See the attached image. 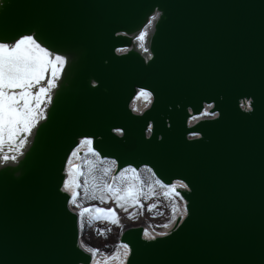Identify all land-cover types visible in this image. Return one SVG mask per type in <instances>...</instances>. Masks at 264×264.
Masks as SVG:
<instances>
[{
    "label": "water",
    "instance_id": "water-1",
    "mask_svg": "<svg viewBox=\"0 0 264 264\" xmlns=\"http://www.w3.org/2000/svg\"><path fill=\"white\" fill-rule=\"evenodd\" d=\"M27 35L65 64L22 150L0 151V264H92L64 188L85 139L116 173L187 184L166 235L122 228L125 264H264V0H0V42Z\"/></svg>",
    "mask_w": 264,
    "mask_h": 264
},
{
    "label": "snow or ice",
    "instance_id": "snow-or-ice-1",
    "mask_svg": "<svg viewBox=\"0 0 264 264\" xmlns=\"http://www.w3.org/2000/svg\"><path fill=\"white\" fill-rule=\"evenodd\" d=\"M152 19H155L153 17ZM147 35V29L142 31L136 39L139 41H144ZM140 47L147 51L143 43ZM119 51H126V49H121ZM65 64V57L62 55H54L50 53L46 47H41L40 43L31 35L24 36L23 38H18L12 43L0 42V145H2L5 140L10 143L18 140L20 143L24 142L26 136L23 135L29 131V127L32 120L38 115L36 108H38L41 103H46V101L40 99L45 96L48 91L54 87L53 81L59 79L57 77V68H63ZM49 74L46 79L45 74ZM46 80V82H45ZM35 90V91H33ZM151 93L145 90H141L136 96V100L143 98L145 101L150 102ZM36 105V108L33 107ZM247 107L250 110L252 108L251 101L247 102ZM133 110H138L133 104ZM216 115L217 113H209L204 111L202 115ZM192 119H198V117H192ZM149 130H151L149 128ZM116 131H120L117 129ZM92 144V140L87 141ZM77 152H73L76 155ZM94 155H99V153H93ZM8 159V157H5ZM11 159L15 160L16 157L12 156ZM103 163V161H101ZM105 175H107L111 169L106 168L102 170ZM127 169H124L119 173L118 177H110V179L115 182L118 178H123ZM135 173V169L132 170ZM87 181L82 184H78V188L85 187ZM68 185L65 182L64 188L67 189ZM105 189L111 193V198L117 203L118 207L123 208L124 205L120 203L121 200L126 198L135 199V194L132 191V186L125 185L123 189L120 187H114L113 183H105ZM181 187L187 188L186 184H182ZM176 185H171L170 191L174 193V197H180V193L175 191ZM123 191V195H121ZM77 196L72 197L73 202L78 198ZM93 199H100L104 202V197H95ZM138 202V201H137ZM79 206V205H77ZM153 206H150V209ZM98 212L108 211L115 214L114 208L103 209L97 207ZM127 211V209H124ZM90 211L89 208H81L79 216L83 217L86 212ZM173 211H176L174 206ZM186 211V208H185ZM99 219V217H97ZM167 227V225H164ZM160 235H166V233H160ZM144 236L147 239H155V236L151 235L147 230L144 232ZM125 249L128 245H123ZM94 254L98 250L89 249ZM127 254V253H126Z\"/></svg>",
    "mask_w": 264,
    "mask_h": 264
},
{
    "label": "built area",
    "instance_id": "built-area-1",
    "mask_svg": "<svg viewBox=\"0 0 264 264\" xmlns=\"http://www.w3.org/2000/svg\"><path fill=\"white\" fill-rule=\"evenodd\" d=\"M151 100H152V94L150 97V102ZM150 102L148 101V105L150 104ZM211 106L212 104H205L202 113L204 111L210 113ZM137 111H140V109H138ZM202 113L199 114L197 117L202 118V117L212 116V114L205 116L202 115ZM101 161H103V163H101ZM116 164H117L116 161H106L100 155L97 156L94 155L93 153L91 154L84 153L81 154L78 160L74 163V169L72 173H70L67 164V180L71 178L72 182H74L76 185L77 193H80V195L83 197V203L86 205H90L91 201L86 200L84 198V192L89 187L90 193L92 194L97 193L99 196L96 195V197H100L102 192V189L100 187L102 186L104 188L105 183H112L113 181L110 179V177H117L119 176V173L124 170L122 169L119 173H116L115 172ZM106 168L111 169V171L107 175H105L102 171L103 169ZM131 175L136 190V199L134 200L132 206L138 211L137 218L136 220H133V222H138L139 224H142L144 226V232L146 226L148 227L150 226L153 229H155L156 232L154 234H151L153 236L167 232L168 229L175 222L178 215L185 214V198L176 189L175 191L180 193V197H182V199H180L179 197H174V193L170 191L171 185H176V187H181V185L186 184V182L182 179H175L173 183L167 184V186H156V179L159 177L157 176L154 170H149V165L147 164H145L144 171H135L134 173L131 170ZM101 179H105L104 184L100 183ZM84 181H87L85 187L78 188V184H82L84 183ZM150 206L153 207H151L150 209ZM174 206L175 207L179 206L182 212L180 213L176 212V215L174 216L172 221H169L172 223L168 225L169 224L168 220L171 218V215L174 212L173 211ZM169 212L170 215H168ZM164 225H167V227L169 228L167 230H164L166 228L164 227ZM95 232L101 235V239H102L105 237L104 235L108 231L106 230V227H103L102 229H97Z\"/></svg>",
    "mask_w": 264,
    "mask_h": 264
},
{
    "label": "rangeland",
    "instance_id": "rangeland-1",
    "mask_svg": "<svg viewBox=\"0 0 264 264\" xmlns=\"http://www.w3.org/2000/svg\"><path fill=\"white\" fill-rule=\"evenodd\" d=\"M134 103L136 108L140 110L145 108V105H148V102L145 101L143 98H141L140 100L135 99ZM131 170L133 169H127V171L125 172V176L123 178H118L115 182L112 183L114 187H120L121 189H123L125 185L130 184L132 186V191L135 194V199H136V190L133 184ZM104 180L105 179H101L100 183L104 184ZM156 186H159L157 181H156ZM100 188L102 189L101 196L104 197V202H102L100 199H93V196L96 197V195L97 196L99 195L97 193L96 194L90 193V189L88 187L87 190L84 192V198L86 200L91 201V204L90 205L84 204L83 197L80 195V193L78 198L75 200V203L74 202L72 203H73V207L77 209L79 212L81 208L90 209V211L86 212L85 215L82 217V232H83L82 243L87 248L92 249V246L88 242V239L92 235L94 237L93 245L95 246L96 250H98L97 251L98 254L96 255L104 257L106 255H113L122 248L121 245L123 244H121V242L117 240L118 238H115L113 235H116L118 237L119 232L122 230V228L125 225L128 224L134 225L139 223H131L133 222V220H136L138 214V211L132 206L135 199L126 198L124 200H121L120 203L124 205V207L121 208L117 206V203L111 198V193H109L105 189V187L103 188L101 186ZM120 194L123 195L124 194L123 191H121ZM97 207L103 209L114 208L115 214L108 211L98 212L96 210ZM125 208L127 209V211L124 210ZM175 208L176 211L172 213L171 218L168 220V222L172 221V219L176 215V212L178 211H179L178 213L182 212L179 206ZM168 215H170V212ZM97 217H99V219ZM103 227H106V230L108 231L104 235L105 239L104 238L101 239V236L94 233L97 229H102ZM150 229L153 228L150 227ZM106 248H110V250L107 251Z\"/></svg>",
    "mask_w": 264,
    "mask_h": 264
},
{
    "label": "bare ground",
    "instance_id": "bare-ground-1",
    "mask_svg": "<svg viewBox=\"0 0 264 264\" xmlns=\"http://www.w3.org/2000/svg\"><path fill=\"white\" fill-rule=\"evenodd\" d=\"M49 74H45V77L46 79L48 78ZM46 82V80H45ZM35 91V90H33ZM44 96H42L40 99H43ZM135 101V100H134ZM148 102V101H147ZM147 105H145L146 107ZM33 107L36 108V105L33 104ZM37 109V108H36ZM144 109V108H143ZM29 131H30V127H29ZM28 131V132H29ZM28 132L27 133H24L23 135L26 136V139H27V135H28ZM24 139V142L23 143H20L18 140H15V141H12L11 142V147H10V143L5 140V142L0 145V151H6V152H11V153H18L22 150L23 146H24V143H25V140ZM89 139H85L81 144H79L76 148H75V152H77L76 155H73L71 156L70 160H69V163H68V168H69V171L70 173L73 172V169H74V163L78 160V158L81 156L80 155V150L81 149H91V146L90 144L87 142ZM106 161H115L114 159H105ZM125 169H133V166L131 167H128V168H125ZM134 169L135 171H144L145 170V165H142L140 167H135L134 166ZM149 170H154L150 165H149ZM157 183L159 186H167V184L163 183L159 178L156 179ZM67 189L69 191H71V193L74 195V196H77V190H76V185L74 182H72L71 178L67 180ZM180 209V208H179ZM179 212V211H178ZM177 212V213H178ZM184 212V210H183ZM131 223H138V222H131ZM172 222H169L168 225H170ZM169 227H166L164 230H167ZM145 230H147L150 234H154L156 231L155 229H150V226H146ZM88 231V230H87ZM89 232V231H88ZM83 233V232H82ZM95 234H97L96 232H94ZM120 233V232H119ZM99 235V234H98ZM113 235V234H112ZM83 236V235H82ZM101 236V235H99ZM115 238H118L116 235H113ZM103 239V238H102ZM105 239V237H104ZM118 240V239H117ZM93 241H94V237L91 235L90 238L88 239V242L89 244L92 246V249L96 250L95 246L93 245ZM119 242V241H118ZM121 242V241H120ZM121 244L125 245L128 243L126 242H121ZM122 246V248L120 250H118L115 254L113 255H106L104 257H101V256H98L96 254H98L97 252H95V254L93 255V260H92V264H125L126 263V259H127V256L129 254V250H130V247L128 245V248L125 249L124 247ZM114 251V250H113ZM127 253V254H126Z\"/></svg>",
    "mask_w": 264,
    "mask_h": 264
}]
</instances>
